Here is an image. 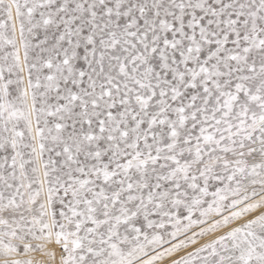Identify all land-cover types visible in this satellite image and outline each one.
<instances>
[{
	"label": "snow or ice",
	"instance_id": "obj_1",
	"mask_svg": "<svg viewBox=\"0 0 264 264\" xmlns=\"http://www.w3.org/2000/svg\"><path fill=\"white\" fill-rule=\"evenodd\" d=\"M0 264H264V0H0Z\"/></svg>",
	"mask_w": 264,
	"mask_h": 264
}]
</instances>
